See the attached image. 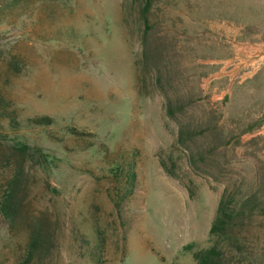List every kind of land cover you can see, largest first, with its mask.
<instances>
[{
	"label": "rangeland",
	"instance_id": "rangeland-1",
	"mask_svg": "<svg viewBox=\"0 0 264 264\" xmlns=\"http://www.w3.org/2000/svg\"><path fill=\"white\" fill-rule=\"evenodd\" d=\"M12 1L0 0L3 107L21 126L51 117L61 141L2 122L0 159L18 142L29 157L27 218L9 228L0 216V264L24 258L26 224L35 218L52 237L33 264H196L183 248L210 245L222 192L243 197L264 176V0L153 2L163 35L176 42L175 87L198 98L185 118L213 111L224 130L248 129L240 146L222 148L225 157H211L199 171L176 143L162 93L144 85L136 69L131 0H61L56 12L50 0ZM126 159L135 164L132 195L115 185L117 164ZM10 164L0 160V195ZM117 193L128 196L116 210ZM238 231L240 250L227 264H264V216L253 214Z\"/></svg>",
	"mask_w": 264,
	"mask_h": 264
},
{
	"label": "trees",
	"instance_id": "trees-1",
	"mask_svg": "<svg viewBox=\"0 0 264 264\" xmlns=\"http://www.w3.org/2000/svg\"><path fill=\"white\" fill-rule=\"evenodd\" d=\"M12 5L21 3V0H13ZM154 0H131L130 9L134 13L136 33L140 43V53L136 60V69L142 72V83H149L154 89L159 90L165 100L164 111L169 120L177 124L176 143L188 153L189 165L196 171L201 167H210V158L213 156L225 157L220 153L222 148L240 146L239 137L248 129L224 130L219 126V116L213 111L206 112L203 119H186L187 106L196 104L197 97L193 93L184 95L175 87L178 72L179 58L174 35H163L162 20L152 14ZM51 9L55 12L62 6L61 0H50ZM10 4L6 6L9 8ZM8 119V125L14 129L21 128L24 131L41 130L46 137L54 142H60L51 129L55 123L51 117L35 116L23 121V126L14 123L13 119L3 107V99L0 96V131L3 129L2 122ZM238 124V122H237ZM67 135L79 137L81 134L74 129L66 130ZM248 146L257 147L255 140H250ZM90 146V145H88ZM81 150L88 149L87 147ZM7 155L0 160L10 164V172L4 183L0 195V216L9 228L25 221L27 212L25 208L24 187L27 182L28 171L26 162L29 157V148L22 143H13L5 148ZM119 178L115 185L126 186L128 195H132L135 183V164L121 160L117 164ZM218 170V173H220ZM238 190L228 191L225 189L217 203L216 211L209 228L210 245L205 248H195L193 244L184 246L183 250L191 252L196 264H227L233 257V250H240V241L237 238L239 228L249 223L255 213L264 216V176L260 178L256 189L247 195L237 196ZM115 195L114 208L117 210L121 202L128 195L123 194L120 199ZM27 227V246L24 258L19 264H33L35 259H41L47 251L46 245L50 243L52 230L44 219L35 218ZM98 243L100 242L97 238ZM264 260V256L262 257Z\"/></svg>",
	"mask_w": 264,
	"mask_h": 264
}]
</instances>
